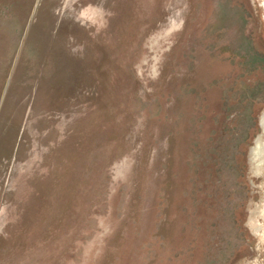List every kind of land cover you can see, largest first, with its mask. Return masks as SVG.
<instances>
[{
	"label": "rangeland",
	"instance_id": "1",
	"mask_svg": "<svg viewBox=\"0 0 264 264\" xmlns=\"http://www.w3.org/2000/svg\"><path fill=\"white\" fill-rule=\"evenodd\" d=\"M186 0H0V264H113L160 163Z\"/></svg>",
	"mask_w": 264,
	"mask_h": 264
},
{
	"label": "water",
	"instance_id": "2",
	"mask_svg": "<svg viewBox=\"0 0 264 264\" xmlns=\"http://www.w3.org/2000/svg\"><path fill=\"white\" fill-rule=\"evenodd\" d=\"M113 264H264V0H186L160 163Z\"/></svg>",
	"mask_w": 264,
	"mask_h": 264
}]
</instances>
